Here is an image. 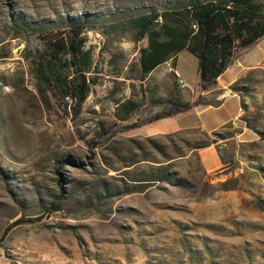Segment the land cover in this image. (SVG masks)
I'll return each mask as SVG.
<instances>
[{
    "label": "rangeland",
    "instance_id": "1",
    "mask_svg": "<svg viewBox=\"0 0 264 264\" xmlns=\"http://www.w3.org/2000/svg\"><path fill=\"white\" fill-rule=\"evenodd\" d=\"M127 1L0 0V264H264V69L238 78L242 94L229 88L241 97L243 136L237 127L230 137L227 127L217 136L179 131L158 140L159 153L146 138L194 119L175 117L89 149L113 123L132 124L156 112L151 100L166 98L173 86L189 102L216 90L200 92L197 59L187 51L176 59L180 77L168 61L141 81L138 58L146 40L110 26L123 6L136 7ZM165 1L140 0L156 9ZM84 14L99 17L83 33L95 83L74 117L38 90L29 60L42 43L15 23ZM126 100L139 106L123 123L116 103ZM207 139H216L224 155L213 173L203 170L195 148ZM159 168L184 184L155 182L125 192L139 187L132 178L157 176ZM53 202L60 209L47 214ZM21 217L38 220L1 239Z\"/></svg>",
    "mask_w": 264,
    "mask_h": 264
},
{
    "label": "trees",
    "instance_id": "2",
    "mask_svg": "<svg viewBox=\"0 0 264 264\" xmlns=\"http://www.w3.org/2000/svg\"><path fill=\"white\" fill-rule=\"evenodd\" d=\"M127 2L136 7L123 6L117 12L116 22L110 26L113 29L131 31L136 41L146 40V46L140 48L138 58L141 81L168 61H172L174 68L178 55L187 51L197 59L200 92H208L217 88V80L230 67L236 53L264 38V0H167L158 9L144 6L140 0ZM98 18L97 15L84 14L79 17H65L57 23H15V27L36 35L42 43L43 49L29 58L32 73L38 82V90L51 95L65 110L69 109L74 117L80 114L91 86L95 83L89 76L92 56L85 49L83 33L88 24ZM236 86L235 83L232 84L231 89L242 94L244 89ZM202 99L200 94L193 101L186 102L176 86H173L166 98L151 100L153 107L158 108L156 112L147 114L132 124L113 123L87 145L92 150L99 144L111 141L116 133L189 112L201 105ZM116 105L117 121L123 123L130 119L139 106L132 100L117 102ZM227 128L233 129L229 133L230 137L234 128ZM211 135L219 134L212 132ZM167 138L161 135L146 138L145 141L162 153L163 147L158 140ZM216 142V139H207L195 148L203 149L215 145ZM136 145L141 149L140 144ZM157 170V176L132 178L130 181L139 187H132L125 192L141 191L155 182H168L175 186L184 184L183 180L175 178L167 169ZM104 191L107 192L106 189ZM63 196L62 193L60 199ZM59 209L60 204L53 202L46 212L54 213ZM37 220L24 217L15 220L4 230L1 239L12 227Z\"/></svg>",
    "mask_w": 264,
    "mask_h": 264
},
{
    "label": "crops",
    "instance_id": "3",
    "mask_svg": "<svg viewBox=\"0 0 264 264\" xmlns=\"http://www.w3.org/2000/svg\"><path fill=\"white\" fill-rule=\"evenodd\" d=\"M262 60H264V38L259 39L250 47L239 51L238 56L235 55L233 57L230 67L217 80L216 90L203 95L201 105L194 107L189 112L169 117L180 119L193 117L192 123L184 124L179 130L174 132L153 135H166L190 129H198L205 133H212L229 126L242 130L237 137L245 135L244 131L246 129L242 127L240 120L242 110L241 97L239 95L226 96L224 93L230 91L229 88L243 73L256 69H264V61ZM176 68L177 63L175 68H173V73L180 77V74L176 72ZM207 97H209V100H207ZM169 118L161 120H167ZM197 155L201 167L207 173H213L223 166L222 157L224 155L222 154L221 147L218 145L199 149Z\"/></svg>",
    "mask_w": 264,
    "mask_h": 264
},
{
    "label": "built area",
    "instance_id": "4",
    "mask_svg": "<svg viewBox=\"0 0 264 264\" xmlns=\"http://www.w3.org/2000/svg\"><path fill=\"white\" fill-rule=\"evenodd\" d=\"M180 83H182V81L180 80L179 81ZM225 94L228 96V95H236L235 93H232L231 91H227L225 92Z\"/></svg>",
    "mask_w": 264,
    "mask_h": 264
}]
</instances>
